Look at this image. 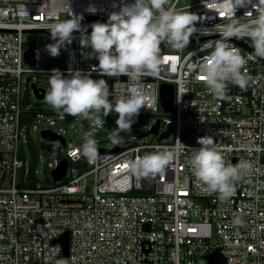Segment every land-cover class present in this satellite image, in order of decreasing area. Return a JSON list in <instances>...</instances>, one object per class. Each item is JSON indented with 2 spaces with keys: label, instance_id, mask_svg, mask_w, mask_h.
I'll list each match as a JSON object with an SVG mask.
<instances>
[{
  "label": "built area",
  "instance_id": "2783aa9c",
  "mask_svg": "<svg viewBox=\"0 0 264 264\" xmlns=\"http://www.w3.org/2000/svg\"><path fill=\"white\" fill-rule=\"evenodd\" d=\"M90 5L97 9L95 15L87 11ZM120 6V0H0V264H264V59L248 61L245 70L251 79L246 89L229 84L227 98L214 96L201 78L200 59L207 53L200 46L221 36L200 33L219 29L229 20L220 9H216L220 17L212 11L206 0L169 1V8L200 17L197 32L186 49L162 43L160 70L139 83L145 104L136 122L148 120L144 126L150 116L165 113L162 86H175L174 120L160 119L150 127L152 132L160 123L157 142L116 147L121 151L99 152L91 161L66 138L70 115L47 120L58 132L40 131L44 114L37 113L27 97L30 86L47 88L39 86L35 77L50 75L54 69L65 75L69 68L88 72L98 65V60L89 58L92 50L87 44L82 47L81 33L74 32L72 43L62 47L57 57L49 54L50 64L42 67L40 39H52L49 24L70 18L72 11L84 16L82 27L90 35L89 25L107 22ZM247 12L255 15L249 5L238 9L236 17ZM36 31L44 33H30ZM27 34L38 36L35 45L25 40ZM231 43L245 57L254 51L248 38H232ZM92 78L108 82L113 102L127 95L135 83L125 76L102 77L99 71ZM107 117L116 125L115 111ZM171 124L172 135L160 140ZM91 127L98 133L103 126L92 123ZM47 131L66 141L65 149L54 143L55 154L47 150L57 157L48 169L53 173L67 161L68 170L62 181L56 182L52 174L54 184L43 186L41 160L35 156L28 161L23 144L30 132ZM184 131L191 132L189 141L183 140ZM204 136L213 137L228 162L246 159L254 165L250 177L236 185L227 202L198 187L187 166L191 149L200 147L197 139ZM177 139L184 145L178 146L177 159L165 174L132 175L127 161L157 146L178 145ZM247 146L254 150L247 151ZM59 151L66 155L58 156ZM169 185L171 191L166 190ZM237 218L240 224L235 223ZM66 235L69 249L64 258L60 241Z\"/></svg>",
  "mask_w": 264,
  "mask_h": 264
},
{
  "label": "clouds",
  "instance_id": "9594fccd",
  "mask_svg": "<svg viewBox=\"0 0 264 264\" xmlns=\"http://www.w3.org/2000/svg\"><path fill=\"white\" fill-rule=\"evenodd\" d=\"M213 6L212 11L220 17V9L229 22L219 29L204 30L201 35L219 33L221 39L209 40L200 46L206 52L200 72L215 97L227 98L229 84L246 89L251 77L245 68L249 60L264 59V3L261 0H206ZM169 0H120L119 11L108 15L107 22H95L82 27L83 15L71 11L68 19L49 24L48 28L54 43L47 45L52 57L60 55L61 48L72 43L74 32L81 33L82 47L87 44L92 51L89 58L98 60L91 71L69 68L65 75L59 69L52 70L49 87L44 100L63 115L81 119H92L100 124L101 114L107 117L112 111L118 114L117 128L111 131L112 144L121 143V133L131 132L136 117L144 108L145 94L139 87L142 78L153 75L162 64L161 44L167 42L176 50L186 49L190 38L197 32L196 24L200 17L193 12L168 7ZM252 6L255 15L247 12L237 18L236 11ZM113 7H117L116 4ZM87 11L95 15L97 9L90 5ZM251 14L252 18H249ZM232 38H248L254 49L248 57L241 54L238 47L231 43ZM209 50H211L209 52ZM193 55V53H191ZM74 59V58H73ZM107 77H128L135 82L127 95H121L113 102L109 98V85L103 79H93L92 73ZM178 140V139H177ZM198 148L191 149L187 162L197 186L205 193L218 194L221 202H227L236 193V185L248 179L254 170L250 160L242 159L236 164L228 162L223 151L211 136L199 137ZM178 145L157 146L154 151L127 161L134 176L163 175L177 159ZM253 146H247L252 151ZM80 151L88 160L99 157L97 142L91 133H86ZM172 185L166 190L171 191ZM242 221L237 218L236 224ZM63 264V262H62Z\"/></svg>",
  "mask_w": 264,
  "mask_h": 264
},
{
  "label": "rangeland",
  "instance_id": "374dc122",
  "mask_svg": "<svg viewBox=\"0 0 264 264\" xmlns=\"http://www.w3.org/2000/svg\"><path fill=\"white\" fill-rule=\"evenodd\" d=\"M170 1V0H169ZM185 2L181 4V6H184ZM25 40L30 43L35 45L38 40V36L34 34H27L25 35ZM54 43V41L50 38H45L41 37L40 39V48L44 51L41 53L42 57L45 59L44 61L41 62L42 67H48V65L51 62V58L49 56V53L47 52L46 48L47 45ZM36 82L40 86H44L46 88L49 87V80H50V75H41V76H36ZM32 87L30 86L29 89V96L27 97V94L25 95L28 100L29 104L33 106V109L37 113H43L44 118L41 119V124H39L40 131L46 130V129H52L55 132H58L57 128L50 127L49 124L47 123V120L50 118L53 119H59V116L61 113H58L57 110H55L53 107H51L49 104L46 102H41L37 99V97L34 95L32 92ZM72 117V116H71ZM150 123L147 126H139V128H133L131 132H122L121 133V143L119 144H112L110 141V135L111 131L118 126L112 123L111 119L109 117H105L103 115L100 116V125H102V129L98 130V133H94L92 131L91 124L95 123L94 120L92 119H81L78 117H72L70 124L66 127L67 128V135L66 138L69 141V144H73L75 147H80L84 143V137L86 133H91L93 137L95 138L97 142V147L98 149L102 150H114L116 147H121L124 148L127 145H130L132 143L138 144L140 143H145V142H157L158 138L155 135H149L146 138H143L141 140H135L140 135H145L150 132V127L153 125L155 121H158L160 119H169V120H174V115L173 114H166V113H161L160 115L157 116H150L149 117ZM191 134L190 131H184L183 132V140L184 141H189V135ZM26 140L24 141L23 144V149L26 154V158L28 161L33 159L35 156H37L41 161V164L39 166V169L41 171L40 173V178L43 179L42 185L43 186H48L49 184H54V179H53V173L52 170L48 169V163H55V160L57 157L50 155L47 152L46 149V144L42 139L41 134H37L34 132H30L26 136ZM174 141V137H172L168 142L172 143ZM58 148V146H56ZM66 151H59L58 156H65Z\"/></svg>",
  "mask_w": 264,
  "mask_h": 264
},
{
  "label": "water",
  "instance_id": "95a60500",
  "mask_svg": "<svg viewBox=\"0 0 264 264\" xmlns=\"http://www.w3.org/2000/svg\"><path fill=\"white\" fill-rule=\"evenodd\" d=\"M30 33H44V32H41V31H36V32H30ZM33 91H34V95L37 97V99L41 102H46L44 100V96L46 94V90H41L38 88V86L34 85L33 87ZM230 91V86L228 87V92ZM175 100H176V97H175V86L174 85H171V84H164L162 86V89H161V102H162V108L164 110V112L166 114H173L175 112ZM159 129H160V123H158L154 128H153V131L152 132H149L145 135H140L138 137V139H143V138H146L148 137L149 135L151 134H154V135H157L158 132H159ZM174 131V125L171 124L170 127H169V131L166 132L161 138L160 140H163V139H166V138H169L172 133ZM42 136V139L44 142H47L48 144L46 145V148L47 150L50 152V153H53L55 154L56 151H55V148H54V143L55 142H60L61 145H60V148L61 149H65L66 148V141L60 137L59 135H56L52 132H43L41 134ZM99 152H104V153H107V152H120L121 149L120 148H116L114 150H102V149H98ZM67 170H68V162L67 161H64L60 167L55 170L53 172V175H54V178H55V181L56 182H59V181H62L65 177H66V174H67ZM61 244H63L64 248H65V257H68V249H69V236L66 235L61 241H60Z\"/></svg>",
  "mask_w": 264,
  "mask_h": 264
},
{
  "label": "trees",
  "instance_id": "16d2710c",
  "mask_svg": "<svg viewBox=\"0 0 264 264\" xmlns=\"http://www.w3.org/2000/svg\"><path fill=\"white\" fill-rule=\"evenodd\" d=\"M26 55H27V58H28L29 60H31V56H32L31 49H28ZM147 121H148V120H145V119H143V118H140L136 123H134V124L132 125V127L137 129V128H139V126H141V125H142V126L145 125V124L147 123Z\"/></svg>",
  "mask_w": 264,
  "mask_h": 264
},
{
  "label": "snow or ice",
  "instance_id": "6c2138e0",
  "mask_svg": "<svg viewBox=\"0 0 264 264\" xmlns=\"http://www.w3.org/2000/svg\"><path fill=\"white\" fill-rule=\"evenodd\" d=\"M203 79V77H201Z\"/></svg>",
  "mask_w": 264,
  "mask_h": 264
}]
</instances>
